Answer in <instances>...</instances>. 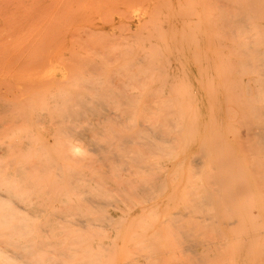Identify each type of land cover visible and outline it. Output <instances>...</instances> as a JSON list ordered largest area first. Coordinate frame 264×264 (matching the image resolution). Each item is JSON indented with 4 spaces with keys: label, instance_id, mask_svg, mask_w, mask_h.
I'll list each match as a JSON object with an SVG mask.
<instances>
[{
    "label": "bare ground",
    "instance_id": "bare-ground-1",
    "mask_svg": "<svg viewBox=\"0 0 264 264\" xmlns=\"http://www.w3.org/2000/svg\"><path fill=\"white\" fill-rule=\"evenodd\" d=\"M220 1H217L218 9H215L213 14L211 10L208 11L211 12L209 15L207 14L208 16L212 14L210 19L207 18L208 21L207 19H205L206 22L200 20L202 24L198 21V24L202 25L201 27L194 25V29H189L186 26L187 29L193 30V34L189 30L190 33L187 34V31L185 34L184 29L180 28L182 31L177 32L175 41L172 40L169 46L168 41H164L165 46L163 47L157 46V44V47L152 48L153 45H151L154 52L151 50L152 52L146 54L147 57L141 54V56L138 55L139 57L134 55V58L131 59L132 56H128L130 61L126 60L129 63L126 60L123 61L127 62L126 67L125 63H120L119 58V63L125 67V70L122 67L123 73L125 71L126 74L122 73V76H119L117 72L120 71H117V68L120 66L112 68L118 74L117 84L114 82L115 77L114 79L111 78V70V73L106 71L108 74L110 73L111 77L108 75L107 80H98L105 75L103 70L106 69L104 66L109 63L107 59L103 60L107 62L105 65L100 62L101 58L99 59V64L101 63L104 69L99 64L89 63L90 60L88 64L78 60L85 66V68L82 67L84 71L80 68L85 83L82 85L77 82L76 84V97L72 101L75 103L76 108L70 106L61 113L62 118H66L68 121L73 119L77 121V128H74V131L70 125H66L61 131L83 138L82 145L79 142L70 144V149L76 156L79 167L83 162L81 159H84V171L81 172L79 169L75 170L73 168L63 171L64 175H72L74 179L77 178V180H69V183H67V190L69 191L64 197L65 203L71 205L74 209L72 222L80 228L77 229L78 233L73 235H49L47 240L50 241L47 242L39 239L34 242V245L31 244L33 242L16 244V246H20L21 251L16 255L10 249L0 250V255L4 257L5 261L19 258L18 264H106L103 258L108 244L101 243L98 240L95 241V236L104 235L106 228H112L115 225V209L118 204L130 200L131 197L139 202L154 198L163 190L171 188L170 185L178 184L184 169L185 180L181 182L180 186L189 189L187 203L185 207L169 212L166 220L161 224H170L177 230V235L179 232L182 238L185 237L183 240H187V237L192 234L189 231V235L187 234L189 229H186L185 226L186 230L183 228L184 221L182 222V220L190 217V223H193L192 220L195 221L194 226L191 224L194 230L191 229L192 226L189 225V221L187 222V228L191 226L190 230L195 231L193 233L198 232L200 226L206 228L211 226L212 229L216 230V233L225 238L224 226L228 229L234 222L231 217L227 220V196L241 194L249 188V183L255 184L258 189H264V99L258 101L259 105L251 106L252 100L237 98L239 88L236 83L238 82H234L233 85L230 80V71L233 72L229 57L230 46L228 44L230 36V1ZM262 4L264 5L263 0L253 2L252 11L255 12L257 19L254 26L257 35V77L264 93V10H261ZM198 6L200 5L198 4ZM208 7H213V5H208ZM157 8L160 10L159 6ZM159 10L154 9L156 12ZM152 14L150 13V15ZM158 17H160V14ZM194 22L192 24H196ZM142 26L144 25L142 24ZM138 28L141 30L140 27ZM159 33L165 34L160 30L157 35ZM160 36H158V39L159 37L164 39L168 34L164 35L165 37ZM105 39L107 38L105 37ZM139 41H141V37ZM86 42L88 43V41ZM184 45L187 47L185 50L182 48ZM128 46L126 45L123 49L130 48ZM147 49L150 50V47ZM114 50L116 49L114 48ZM128 50L131 53V49ZM190 54L194 56L193 64L189 62L188 56ZM115 56L113 54L110 59L113 61L116 58ZM174 58L176 65L171 63V59L174 60ZM110 59L108 58V60ZM69 60L67 58V66L71 64L69 62L72 59ZM114 60L118 63L117 59ZM97 61L95 59L94 62ZM113 64L110 63V65ZM110 68L108 66L107 69ZM194 71L198 73L199 77L196 82L191 78ZM234 71L239 72L237 68H234ZM101 72L102 75L98 76V73L101 74ZM64 74L67 76L66 71ZM94 75L96 79L100 78L93 80ZM234 77L237 79L239 75H234ZM103 78L105 79V76ZM196 83L197 86L198 84L201 86L202 83L204 85L207 83L208 92L203 94L200 91L201 89L197 88ZM87 88H89V92L87 91V94H84ZM109 102L114 103L116 106L110 107ZM4 107L2 106L1 109ZM233 112L234 115H231L230 113ZM231 116H233L232 121ZM83 118L86 119L85 124L81 125ZM226 121L227 130L222 127V123L225 124ZM232 124L235 125L233 128ZM81 152H84L82 158L80 156ZM57 157L61 160L59 155ZM52 167L59 169L58 162H54ZM113 171L117 172L112 173ZM123 176H126V178H123ZM5 191L8 192L9 197L10 190L6 188ZM73 192H76V196ZM51 198L58 199L59 195L54 194ZM75 200L76 206L73 202ZM14 204L13 199L7 198L5 194L0 192V206H4V209L8 210L6 208L8 206L13 207ZM4 213L6 214L8 211ZM29 213L27 212L30 216ZM5 214L0 216V222L6 225L17 220H31L30 217L9 218ZM63 218L65 217L59 210L52 211L51 221L53 224L49 228L43 227L42 230H59L60 225L58 222H61ZM216 218L218 223L220 222L219 224L216 222ZM220 218L221 221L218 220ZM197 219L202 220L199 223L200 226L197 224ZM65 221L70 222L69 220ZM179 222L183 225L181 223L180 225ZM11 228H15V226ZM84 228L88 232L87 235L81 233ZM182 229L184 230L182 231ZM207 229L211 230L210 228ZM207 229H200V235H203L201 230L207 232ZM218 234L216 235L219 236ZM204 235H207V233ZM213 235L214 233L212 237L215 236ZM205 237L206 242L205 240L202 242L205 245L209 240L206 245L208 248L211 246V244L209 245L210 240L216 243V239L207 240ZM221 241L220 239L218 244L224 243V241ZM189 243L187 246L192 247L190 251L195 252L196 248L195 250L193 248L198 246L197 243H190L191 245ZM215 243L212 244L214 248L217 245ZM242 243L240 250H235L229 254L228 264H264V233L255 236L249 235ZM8 244L11 247L12 244ZM8 244L5 245L8 246ZM179 245L182 246L181 243ZM220 245H217V248ZM254 247H257V249L254 250ZM33 248H35V256L33 255ZM217 248L215 251H217ZM181 251H183L182 248ZM183 254H186V252H183ZM205 254H203L204 259L207 258V254ZM111 255L114 254L111 253ZM220 255L217 256L216 260L224 254L220 253ZM191 257H194V255ZM196 263L198 264V262Z\"/></svg>",
    "mask_w": 264,
    "mask_h": 264
},
{
    "label": "rangeland",
    "instance_id": "rangeland-1",
    "mask_svg": "<svg viewBox=\"0 0 264 264\" xmlns=\"http://www.w3.org/2000/svg\"><path fill=\"white\" fill-rule=\"evenodd\" d=\"M217 1L166 0L165 2V0H143L142 3V0L140 2L139 0H0V192L5 194L7 198L13 199L15 203L13 207L8 206L6 208L8 210H5L4 206H0V216L8 211L5 216L9 218H31L30 221L17 220L10 222L8 225L0 222L1 251L10 249L16 255L21 252L18 245L22 242L28 244L33 242L31 244L34 245V242L39 239L45 242L50 241L47 240L49 235H73L78 233L77 229L80 227L72 222L74 209L71 205L65 203L64 197L69 191L67 190V183H69V180L73 181L74 178L72 175H64L63 171L71 168L79 169L81 172L84 171V159H81L83 162L79 167L76 156L70 149V144L79 142L82 145L83 138L61 131L66 125H70L72 129L77 128V121L74 119L68 121L66 118L61 117V113L70 106L76 108L75 103L72 102L76 97V84L77 82L82 85L85 83V78L82 76V70L84 71L85 68L83 63L88 64L90 60L89 63L97 65L100 58V62H103L104 65L109 62L106 64L107 66H104L106 69L103 68L101 63L99 64L104 69L103 73L105 75L103 77L105 76V79L98 77L102 75V72L101 74L99 72L96 77L100 78H97L98 80H107L106 77L108 78L109 75L113 79L115 77L114 82L117 84V75L120 76L123 73V69L125 70L126 63H129L131 56V59L134 58V55L136 57L141 56V54L147 57L157 44L160 47L165 46L164 41H168L169 46L172 40L175 41L177 32L182 31L180 28H183L186 34L190 28H195L194 25L201 27L200 20L206 22L205 19L208 17L210 19L215 9H218ZM222 1L225 0L220 2ZM229 1L230 36L228 44L230 46L231 68H233V72L230 71L231 84L238 82L236 83L239 88L237 98L250 99L253 101L250 105L257 106L259 105L258 101L264 99V93L260 87L261 83L257 77L258 72L256 69L258 66L256 56L257 35L254 26L257 19L255 12L252 11L253 2L256 0ZM208 5H213V7H208ZM157 6L160 7V10ZM154 9L161 12H156ZM210 10L212 14L208 16L211 13L208 12ZM261 10H264L263 4ZM153 11L159 13L160 17H158L159 14L157 16ZM150 13H153V16ZM159 20L161 21L159 22ZM165 20L168 21V24ZM198 21L200 24H198ZM192 22L196 24H192ZM158 23L162 24L158 25ZM159 30L165 34L159 33L157 35ZM191 30L189 31L193 34V30ZM189 31L187 34L190 33ZM166 33L168 36H166ZM160 35H165L166 38L164 39L166 40L160 39V37L163 38ZM103 36L104 38H102ZM158 36H160L159 39ZM140 37L141 41H139ZM99 38H101L100 43L98 42ZM131 41L132 43H130ZM124 44L130 46L128 49H131V53L130 50L123 49L126 47ZM95 45H98L97 48ZM140 45H142V48ZM132 47H134L133 50ZM149 47L150 50L147 49ZM182 48L185 50L187 47L184 45ZM92 51L93 53L90 54ZM75 54H77V57ZM113 54L116 55V58H113L117 59L118 63L116 60L113 59V62L110 59ZM151 57H153L152 54ZM188 57L189 62L193 64L194 56L190 54ZM64 58L65 60H63ZM67 58L72 59L69 62L71 64L68 63V66ZM94 58L98 60L96 63ZM119 58L120 63L129 58V61L123 62L125 67L119 63ZM105 59H107V62H104ZM172 59L171 63L176 65L175 58ZM78 60H82L83 63ZM110 63L114 64L110 65ZM69 66L70 68H68ZM108 66L111 68L107 69ZM82 67L84 68L82 69ZM113 67H119L120 69L117 68V71L120 72L113 71ZM234 68H237L239 72L236 73ZM63 71H66L67 76ZM106 71H109L111 76ZM234 75H239V77L236 79ZM191 78L194 82L197 79L199 80L198 73L194 71ZM97 79L94 75L93 80ZM206 85L207 83L205 85L202 83L201 86L203 87L201 88L196 83L197 88L201 89L200 91L203 94L209 90ZM204 88L206 89L204 90ZM87 91L89 92V88L85 90L84 94H87ZM109 104L112 108L116 106L111 102ZM2 106L5 107L1 109ZM230 114L234 115V112ZM85 120L84 118L81 120V125L85 124ZM233 126L235 125L232 124V128ZM222 127L227 130V121L225 124L222 123ZM57 155L60 156L61 160L58 159ZM80 156L82 158L84 152H81ZM54 162H58L59 169L52 167ZM54 170L56 171L55 174ZM116 172L113 171L112 173ZM123 178H126V176H123ZM75 179L77 180V178ZM184 180L185 169L182 171V178L179 179L178 184L170 185L171 188L163 190L154 198L139 202L131 197L130 200L118 204L115 209V225L112 228H106L104 235L95 236V241L98 240L101 243L108 244L103 258L106 264H193L194 262V264H197L196 262L198 264H213L219 259L218 264L221 262H223L221 264H228L229 254L235 250H240L243 244L242 241L245 238L249 235L255 236L264 233V189H258L255 184L249 183V188L241 194L227 196V220L231 217L234 222L228 229L226 226L223 227L226 234L225 238L216 233V230L212 229L211 226L207 227L211 230L201 227L199 223L202 220L197 219V224L200 226L199 231L202 228L207 229V232L201 230L203 235L207 233L204 237L206 236L207 240L216 239V243L210 240L209 245L211 244V246L209 248L211 250H209L206 246L209 240L204 245L202 241L205 240L206 242V239L203 235H200L199 231L193 233L195 232L193 231L195 221L192 220L193 223H190V217H188L182 220L184 225L181 222L179 224L181 223L184 229L185 227L189 229L187 234L189 231L193 236H186L189 241L183 240L185 235L182 238V235L179 232L177 235V230L170 224L161 223L166 220L169 212L185 207L189 189L180 186ZM6 188L10 190L9 197L8 192L5 191ZM54 194H58L59 198L52 199L51 197ZM73 194L76 196V192H73ZM73 202L76 206V200ZM54 210H59L65 217L61 222H58L60 229L57 231L42 230L43 227L49 228L53 224L51 216ZM27 212H30V216ZM40 216L41 218H39ZM191 218L194 219L192 216ZM217 218L215 220L218 223ZM218 220L221 221V218ZM187 222L189 225H193L190 226L193 230H190V227L187 228ZM13 226L15 228H11ZM212 231L214 237H212ZM81 233L87 235L88 232L84 228ZM220 239L224 241V243L221 241V245L218 244ZM189 242L191 244L197 243L198 246L193 248V250L196 248V253L190 251L192 247L187 246ZM8 243L14 247L12 245L10 247ZM180 243L182 246L179 245ZM213 243L220 245L218 248L217 245L215 246L217 251H215L216 248L213 247ZM5 244H8V246ZM16 244H18V247ZM181 248L183 251H181ZM186 248L190 251L189 254ZM255 249L257 247H254ZM34 251L35 248H33V255L35 256ZM183 252H186V254H183ZM111 253L114 255H111ZM191 253H195L193 254L194 257H191L193 256L190 255ZM204 253L207 254L205 259L203 258ZM212 253L214 254L213 257ZM220 253L224 255L216 260L217 256H221ZM108 256L111 258H106ZM211 258L213 259L211 260ZM9 260L5 261L4 257L0 255V264H18L17 261L19 262V258L17 260L11 259L10 262ZM109 260L112 262L109 263Z\"/></svg>",
    "mask_w": 264,
    "mask_h": 264
}]
</instances>
